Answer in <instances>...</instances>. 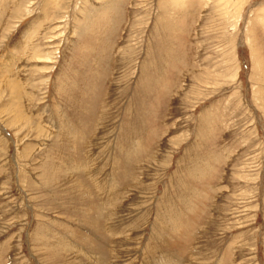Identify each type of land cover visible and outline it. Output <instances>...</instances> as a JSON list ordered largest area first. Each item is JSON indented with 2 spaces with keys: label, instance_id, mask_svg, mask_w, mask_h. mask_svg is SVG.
Listing matches in <instances>:
<instances>
[{
  "label": "rangeland",
  "instance_id": "obj_1",
  "mask_svg": "<svg viewBox=\"0 0 264 264\" xmlns=\"http://www.w3.org/2000/svg\"><path fill=\"white\" fill-rule=\"evenodd\" d=\"M0 264H264V0H0Z\"/></svg>",
  "mask_w": 264,
  "mask_h": 264
}]
</instances>
